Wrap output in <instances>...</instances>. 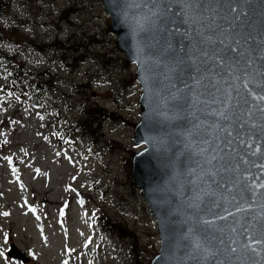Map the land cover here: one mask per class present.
Masks as SVG:
<instances>
[{
	"label": "rangeland",
	"instance_id": "374dc122",
	"mask_svg": "<svg viewBox=\"0 0 264 264\" xmlns=\"http://www.w3.org/2000/svg\"><path fill=\"white\" fill-rule=\"evenodd\" d=\"M1 4L0 264H147L159 239L132 176L141 89L105 5Z\"/></svg>",
	"mask_w": 264,
	"mask_h": 264
},
{
	"label": "water",
	"instance_id": "95a60500",
	"mask_svg": "<svg viewBox=\"0 0 264 264\" xmlns=\"http://www.w3.org/2000/svg\"><path fill=\"white\" fill-rule=\"evenodd\" d=\"M101 1L109 15V26L115 33L117 47L136 63V78L141 89L138 98L140 117L134 125V141L143 145L133 153L132 176L156 219L159 239L158 251L147 264H264V244L257 246L260 255L240 248V244L246 242L245 227L248 235L264 239V230L253 220L255 216L264 221V196L248 194L241 199L235 190L228 192L207 178V183L196 181L191 174L192 170L198 171L197 161H203L202 156L194 154V143H199L205 134L203 129L194 130L198 121L189 114L187 107L181 110L174 107L175 101L167 100L171 83L165 78L167 69L163 67L169 62L164 52L163 37H171L155 28L134 30L133 17L139 18L147 8L133 7V3H147L148 0ZM206 3L215 9L217 23L225 26L229 21L223 17L228 15L230 19L235 15L228 13V7H238L244 34L250 32L256 44L264 46V0H206ZM213 14L205 13L209 17ZM178 26L181 31L187 27ZM170 79L172 83H178L175 77ZM214 120V117H209L208 123ZM214 137L215 133H212L209 139ZM260 140L264 142V136ZM234 147L244 153L238 142ZM214 165L218 167L215 162ZM243 168L242 165L241 171ZM252 171L255 175L256 170ZM234 175L220 172L214 179L217 183L222 180L227 183ZM205 191L209 194L203 195ZM241 207L244 210H238ZM221 216L224 219H219ZM205 219L211 224L205 225ZM233 227L236 232L231 231ZM204 237L211 241V244H205V249L210 248L211 251L192 246L194 240L203 242ZM233 240L238 243L232 245ZM230 245L239 250L232 253ZM7 252L21 260L27 256L13 242H10Z\"/></svg>",
	"mask_w": 264,
	"mask_h": 264
},
{
	"label": "snow or ice",
	"instance_id": "6c2138e0",
	"mask_svg": "<svg viewBox=\"0 0 264 264\" xmlns=\"http://www.w3.org/2000/svg\"><path fill=\"white\" fill-rule=\"evenodd\" d=\"M133 7L147 8L139 18L133 17L134 30L155 28L157 32L167 33L171 37H163L164 52L169 60L163 67L167 69L165 78L171 83L167 100L175 101L174 107L181 110L187 107L189 114L198 121L194 130L203 129L205 134L199 143H194L193 152L202 156L203 161H197L198 171L192 170L191 174L196 181L207 183V180H211L228 192L235 190L241 199L248 194L264 196V142L260 140L264 136V46L256 44L250 32L244 34L241 10L229 6L228 13L235 15H231L230 19L228 15L223 17L229 21L225 26L217 23V13L206 0H148L147 3L134 2ZM206 12L214 14L209 17L205 15ZM178 25L187 27L181 31ZM171 77H175L178 83H172ZM3 91V86H0V92ZM13 95V92H7V96ZM15 99L19 101L20 96H15ZM2 101L3 96H0ZM209 117L215 120L208 123ZM212 133H215V137L209 139ZM236 142L244 150L243 154L234 147ZM4 159L11 161L10 157ZM253 169L256 170L255 175ZM220 172L235 175L227 183L223 180L217 183L214 176ZM208 194L207 191L203 193ZM232 198L236 199V196ZM238 210L244 209L241 207ZM0 215L8 216L9 213ZM253 220L264 230V221L255 216ZM203 223L209 225L211 221L205 219ZM231 231L236 232L237 229L233 227ZM244 232L246 242L240 244V248L260 255L257 246L264 244V239L248 235L247 227ZM3 238L7 243L8 234L4 233ZM236 243V240L231 242L232 245ZM205 244H211L207 237L203 242L194 240L192 246L211 251L210 248L205 249ZM238 250L235 246H229L232 253ZM3 255L4 252L0 251V256ZM29 255L34 253L29 252ZM63 264H68V261L65 260Z\"/></svg>",
	"mask_w": 264,
	"mask_h": 264
},
{
	"label": "trees",
	"instance_id": "16d2710c",
	"mask_svg": "<svg viewBox=\"0 0 264 264\" xmlns=\"http://www.w3.org/2000/svg\"><path fill=\"white\" fill-rule=\"evenodd\" d=\"M1 1H2V0H0V8H1V6H2ZM13 33L17 34L18 32H17V31H13ZM3 54H4L3 52H0V57H1V55H3ZM0 59H1V58H0ZM17 66L19 67L21 73L24 74V73H25L24 66H23V67H21V66H19V65H17ZM74 125L77 126V124H75V123L72 122V124H71V128H72V127H75Z\"/></svg>",
	"mask_w": 264,
	"mask_h": 264
}]
</instances>
